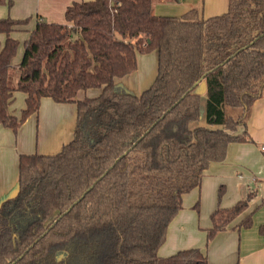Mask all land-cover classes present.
Masks as SVG:
<instances>
[{"label":"trees","instance_id":"16d2710c","mask_svg":"<svg viewBox=\"0 0 264 264\" xmlns=\"http://www.w3.org/2000/svg\"><path fill=\"white\" fill-rule=\"evenodd\" d=\"M65 20L39 16L16 65L12 33L30 19L0 17V123L17 133L44 97L77 104L73 138L60 150L19 155L18 194L0 202V264H212L200 247L159 249L184 194L232 142L248 139L246 119L264 90V0H229L209 17L197 8L158 15L154 0H81ZM152 49L150 87L137 94L116 83L137 69L138 52ZM91 89L100 92L79 97ZM16 91L26 94L19 116ZM227 106L242 111L235 117ZM252 195L212 212L207 244ZM252 225L253 212L234 227Z\"/></svg>","mask_w":264,"mask_h":264},{"label":"crops","instance_id":"0c3cea01","mask_svg":"<svg viewBox=\"0 0 264 264\" xmlns=\"http://www.w3.org/2000/svg\"><path fill=\"white\" fill-rule=\"evenodd\" d=\"M74 1L81 0H14L10 7L0 4V16L10 14L13 18H25L28 14L37 12L36 22L32 23L31 28L27 25V30L12 33L14 37L24 42L35 27L39 16H44L49 21L66 22L65 10ZM228 4L229 0H154V12L158 15L181 16L192 8H197L201 16L209 17L225 12ZM22 32H26L27 35L21 38ZM5 37V34L0 33L2 42ZM23 50L24 48H22L21 57L14 60L16 65L22 60ZM129 75L127 74L128 77ZM127 76L117 77L116 83L122 84L132 92L150 81L147 78V81L138 85L131 83ZM18 96L25 107L22 99L25 100L26 94L16 91L11 109ZM257 99L251 106L246 125L248 139L244 142H232L226 159L222 162H212L204 171L201 185L184 194L183 207L169 224L167 240L159 249L160 255L167 256L180 249L200 247L206 252L212 264H232L236 261L240 264H264V152L261 150V144L264 143V123L259 122L264 120V95ZM41 103V111L46 112L42 124L39 120L43 135L41 139L45 143L48 134V137L52 138L47 140L51 145L48 152H56L60 150L63 143L73 138L75 121L72 127L68 128L70 123L66 125V114L70 118L74 110L67 105L68 103H58L50 97L42 98ZM70 112H72L71 115H69ZM38 115L40 113L33 114L26 120L28 121L27 130L30 133ZM55 124H57L56 134L54 133ZM1 125L0 123V146L5 145L4 150L0 152V202L18 187L19 155L25 153L22 152V149H25L22 143L23 133L15 140L13 134L16 135L19 131L11 134ZM243 129L244 127H241V131ZM33 139L34 136L31 133L27 141L30 142ZM221 186L224 187L222 197L219 196ZM250 193L253 195L245 213L239 216L231 227L219 232L207 244V229L212 225V212L218 207L231 206ZM252 212L251 227L241 230L239 226L234 227Z\"/></svg>","mask_w":264,"mask_h":264},{"label":"rangeland","instance_id":"374dc122","mask_svg":"<svg viewBox=\"0 0 264 264\" xmlns=\"http://www.w3.org/2000/svg\"><path fill=\"white\" fill-rule=\"evenodd\" d=\"M3 5H6V4H3ZM36 13L37 12H34V13L28 14L26 16V17H29V19H30V21L28 23V28H31L32 23L36 22ZM8 15H10V14H8ZM0 17H4V16H0ZM24 35L26 36L27 33L22 32L20 37L22 38ZM22 48H24V42H23V40L20 39V46H19V49H18V52H17L15 59L21 57ZM23 53H24V50H23ZM137 55H138L137 56V59H138L137 69L135 70V72L129 73L130 74V75L128 74L129 77L127 75L126 76H127V79L130 78L131 83H135L138 85H141V83L147 81V78H148V80H150L147 84H142V88H137V90L134 91V93L136 92L137 94H140L145 89L150 87L156 78L157 71H158V53H157L156 49H152L149 52H138ZM18 78H19V70H18V67H16L14 65L13 67H11L10 72H9V83L11 85H15L16 82L18 81ZM130 85H132V84H130ZM99 92H100L99 89H91L87 92L80 93L79 97L84 98L86 96H96V95H98ZM263 95H264V90H263ZM263 95L261 97H263ZM261 97H259V99ZM22 102H25V100L22 99ZM41 105H42V103H41ZM67 105L70 106V108H72V110H74V112L72 111L73 112L72 117L70 116V118H68V115L66 114V117H67L66 125H67V123H70V126L68 125V128L69 127L71 128L74 121H75L74 123L76 124L77 104L72 102V103H68ZM23 108H24V104L23 105L21 104V98L18 96L16 98L14 104H13L12 110L14 111L15 114H17L19 116V115H21ZM226 109H227L229 114H231L235 117H237L242 111L241 108L231 107V106H227ZM41 110H42V107H40V110H39V113H40V115H38L39 117L37 116L35 121L33 122L34 124L32 126V132H31L34 136L33 141H30V142L27 141V138L31 134L27 130V125H28L27 122L28 121H25L22 124L21 127H23V126L24 127L23 128L20 127V130L16 135L13 134L9 128L1 125L2 128H4L5 130H8L9 132H11V134L14 135L15 140H16V138H18V136H20L21 133H23L24 137H22V143H23L25 149H22V152H25V153H32L33 152L34 153V152L38 151L40 153H51V152H48V150L51 148L50 147L51 145L48 144L49 142L47 140H51L52 138H50V136L48 137V134H47L45 143L41 139V137L43 138V135L41 133L39 124H40V122H41V124L43 123V118L45 117V114H46L45 110L44 111H41ZM72 112H70L69 115H71ZM249 114H250V111L248 113L246 122L248 121ZM39 120H40V122H39ZM259 122L264 123V120H259ZM202 123H204V122L202 121ZM57 124L54 125V133L55 134H56L55 129H56ZM48 133H50V132H48ZM55 137H54V140H55ZM23 139H24V142H23ZM4 145L5 144H2L0 146V152H1V150L2 151L4 150Z\"/></svg>","mask_w":264,"mask_h":264},{"label":"water","instance_id":"95a60500","mask_svg":"<svg viewBox=\"0 0 264 264\" xmlns=\"http://www.w3.org/2000/svg\"><path fill=\"white\" fill-rule=\"evenodd\" d=\"M206 89H207V86H206V82L205 81H203L202 83H201V85L199 86V88L197 89V91L199 92V93H201V94H203V93H205L206 92ZM18 191H19V189H18V187L7 197V198H9V197H15L17 194H18ZM6 198V199H7ZM5 200V199H4ZM2 202V201H1Z\"/></svg>","mask_w":264,"mask_h":264},{"label":"built area","instance_id":"2783aa9c","mask_svg":"<svg viewBox=\"0 0 264 264\" xmlns=\"http://www.w3.org/2000/svg\"><path fill=\"white\" fill-rule=\"evenodd\" d=\"M261 150L264 152V143L261 144Z\"/></svg>","mask_w":264,"mask_h":264}]
</instances>
